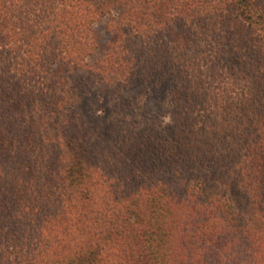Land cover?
Wrapping results in <instances>:
<instances>
[{
  "label": "trees",
  "instance_id": "16d2710c",
  "mask_svg": "<svg viewBox=\"0 0 264 264\" xmlns=\"http://www.w3.org/2000/svg\"><path fill=\"white\" fill-rule=\"evenodd\" d=\"M0 264H264V0H0Z\"/></svg>",
  "mask_w": 264,
  "mask_h": 264
},
{
  "label": "rangeland",
  "instance_id": "374dc122",
  "mask_svg": "<svg viewBox=\"0 0 264 264\" xmlns=\"http://www.w3.org/2000/svg\"><path fill=\"white\" fill-rule=\"evenodd\" d=\"M147 109H150L151 111H159L162 113V98L161 94L158 91H154L152 94L148 95L147 97Z\"/></svg>",
  "mask_w": 264,
  "mask_h": 264
}]
</instances>
